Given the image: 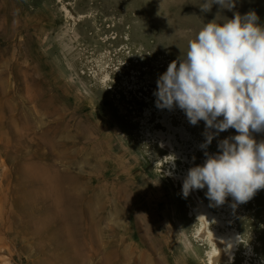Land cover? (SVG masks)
<instances>
[{
  "label": "rangeland",
  "instance_id": "374dc122",
  "mask_svg": "<svg viewBox=\"0 0 264 264\" xmlns=\"http://www.w3.org/2000/svg\"><path fill=\"white\" fill-rule=\"evenodd\" d=\"M202 2L0 0V138L20 136L6 146L16 161L28 142L33 156L43 154L31 164L47 180L39 196H1L0 264H209L210 247L195 236L196 203L169 174L185 177L205 151L217 152L218 141L236 133L220 132L204 149V121L188 122L189 139L177 135L183 156L173 161L156 134L167 132L156 81L214 18L255 10L264 25V0H236L231 11L214 4L210 12ZM254 136L259 142L264 132ZM57 176L58 226L53 209L40 223V196H58L48 180ZM206 191L196 190L211 206ZM223 205L241 236L235 264L250 246L264 264V189L246 203L229 196Z\"/></svg>",
  "mask_w": 264,
  "mask_h": 264
},
{
  "label": "clouds",
  "instance_id": "9594fccd",
  "mask_svg": "<svg viewBox=\"0 0 264 264\" xmlns=\"http://www.w3.org/2000/svg\"><path fill=\"white\" fill-rule=\"evenodd\" d=\"M233 10L236 0H203L202 12L212 6ZM255 10L218 22L205 23L188 43L183 56L169 63L156 81V106L179 108L195 126L204 121L206 149L218 141V151H205L202 164L190 167L183 179L182 195L207 188L205 196L223 205L231 196L237 204L251 200L264 189V25Z\"/></svg>",
  "mask_w": 264,
  "mask_h": 264
},
{
  "label": "bare ground",
  "instance_id": "6f19581e",
  "mask_svg": "<svg viewBox=\"0 0 264 264\" xmlns=\"http://www.w3.org/2000/svg\"><path fill=\"white\" fill-rule=\"evenodd\" d=\"M106 79L105 81H107ZM150 102V101H149ZM46 102L41 100L39 105L46 107ZM153 109L147 108L145 110V115L149 118L152 115ZM182 111L178 107L169 109L159 108V115L162 116V119L159 120V123L162 127H165L167 132L160 130L157 132V136L161 139L162 149L165 152H173V161L175 158L183 156V152L180 150V144L177 141V135H180L183 140H188L190 134L188 133V120L185 114L179 112ZM183 112V111H182ZM176 113V114H175ZM59 114L58 118L55 119L56 122V137L58 139V144H60V128L62 124L63 115L60 112V109L57 110ZM175 115H179V121H182V125L179 124L174 126ZM24 127H27V124L22 123ZM20 136L16 135L15 139L12 142H16ZM49 141V138L46 139ZM12 142H8L6 139L0 138V168L2 170L3 178L0 180V201L2 200L1 196H39L37 191L46 187L47 180L45 178L46 174L44 173L42 181H39L38 178L34 176V166L31 164L34 158L44 159V155L40 154L38 156H33L31 154L30 144L24 147L20 154H17L19 160H15L11 155L6 146H11ZM15 146V145H14ZM178 146V148H176ZM8 163H13L11 170L4 169ZM173 182L177 183L181 181L183 184L184 177H179L177 175L169 174ZM186 176V175H185ZM48 180L54 184L58 192V196H46L44 193L43 196H40L41 209L40 213L42 219L40 223L46 222L47 212L49 209H53L56 212V226L60 225L61 221V211H60V179L59 177H54ZM48 195V193H47ZM190 197L196 203L192 208V216L197 220H200V225L195 232L196 238L205 241L210 247V250L207 251V258L209 264H235L234 256L240 244L241 236L237 229L231 228V218L230 216V207H225L224 205H215L214 211L217 214L213 213L211 206L205 202L204 196H199L196 190L190 192ZM52 199V204L49 206L47 202ZM225 204V203H224ZM1 208V206H0ZM214 222L215 225L211 227V223ZM257 258V259H256ZM262 264L258 261V255L254 248H250L246 252V259L243 264ZM264 263V261H263Z\"/></svg>",
  "mask_w": 264,
  "mask_h": 264
}]
</instances>
